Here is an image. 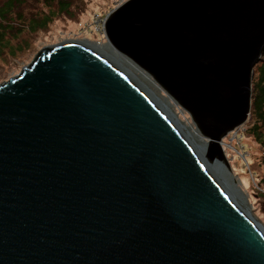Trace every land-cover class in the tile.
Segmentation results:
<instances>
[{
  "label": "water",
  "instance_id": "water-1",
  "mask_svg": "<svg viewBox=\"0 0 264 264\" xmlns=\"http://www.w3.org/2000/svg\"><path fill=\"white\" fill-rule=\"evenodd\" d=\"M106 39L231 170L222 142L251 115L264 0H129ZM0 264H264V233L137 84L58 44L0 86Z\"/></svg>",
  "mask_w": 264,
  "mask_h": 264
},
{
  "label": "rangeland",
  "instance_id": "rangeland-1",
  "mask_svg": "<svg viewBox=\"0 0 264 264\" xmlns=\"http://www.w3.org/2000/svg\"><path fill=\"white\" fill-rule=\"evenodd\" d=\"M7 1L9 0H0V6ZM49 1L25 0L22 7L8 16L9 20L15 21L16 24L14 29L5 33L6 46L0 52V86L18 76L23 68L32 65L37 54L46 47L67 43L109 45L106 37L98 34L96 30L99 29L102 21L105 19L108 21L109 15L115 9L129 0H68L71 5L69 13L60 12L56 1L51 5ZM47 14H51V23L36 32H29V29H21L18 26L20 18L28 22L32 17H42ZM261 59L255 71L264 62V57ZM255 76L254 72V78ZM163 97H167L165 92ZM173 109L178 110L177 113L184 122L194 125L186 111L174 103ZM254 122L255 120L250 116L238 134L231 132L224 138L223 147L231 167L227 172L235 182L237 188L235 189L238 192L239 188L242 189L244 193L239 192V194L243 199L246 198L245 204L251 207L253 217L264 226V156L262 146L250 132ZM209 150L206 141L205 158Z\"/></svg>",
  "mask_w": 264,
  "mask_h": 264
},
{
  "label": "bare ground",
  "instance_id": "bare-ground-1",
  "mask_svg": "<svg viewBox=\"0 0 264 264\" xmlns=\"http://www.w3.org/2000/svg\"><path fill=\"white\" fill-rule=\"evenodd\" d=\"M80 44V43H76ZM86 46L101 56L108 59L116 67H118L123 73H125L128 78H130L135 84H137L145 94L150 97L154 103L162 110L164 115H166L177 127L180 133L187 139V141L192 145V148L196 150L202 161L205 162L208 170L214 175L215 179L221 184L225 192H227L233 199L234 204H236L246 215L249 217L264 233V226L255 218L250 211L251 207L245 204L246 198H242L239 192L236 190L235 182L231 180L227 171H230L226 165V161H218L214 164L208 162L205 158L206 141L202 137L197 127L184 122L179 113L173 109L174 105L180 107L171 97H163V88L152 78L149 77L141 68L135 65L128 58L116 52V50L110 45L106 46H90L87 44H81ZM181 108V107H180ZM194 123V122H193ZM224 141L222 142V147ZM209 144V143H208ZM224 149V147H223ZM225 151V150H224ZM223 151V152H224ZM209 154V153H208ZM236 188V189H235Z\"/></svg>",
  "mask_w": 264,
  "mask_h": 264
},
{
  "label": "trees",
  "instance_id": "trees-1",
  "mask_svg": "<svg viewBox=\"0 0 264 264\" xmlns=\"http://www.w3.org/2000/svg\"><path fill=\"white\" fill-rule=\"evenodd\" d=\"M58 3L60 12L69 13L71 9L70 2L68 0H50V5L54 2ZM25 0H9L0 6V52L6 46L5 33L11 29H14L15 21L9 20L18 8L24 5ZM51 14L44 15L42 17H32L28 22L25 19L20 18L18 26L21 29H29V32H36L39 29H43L51 23ZM19 30V29H18ZM256 68V67H255ZM255 78L252 82V119L255 120L250 128L251 135L258 144L262 146L264 156V62L259 65L255 71ZM248 130V129H247ZM262 185V182L260 183Z\"/></svg>",
  "mask_w": 264,
  "mask_h": 264
},
{
  "label": "built area",
  "instance_id": "built-area-1",
  "mask_svg": "<svg viewBox=\"0 0 264 264\" xmlns=\"http://www.w3.org/2000/svg\"><path fill=\"white\" fill-rule=\"evenodd\" d=\"M106 22H107V19H105L104 21H102L101 25L99 26V29L96 30L98 34H100L101 36H105L106 37ZM243 128V126H241L240 128L236 129L234 131L235 134H238L241 129Z\"/></svg>",
  "mask_w": 264,
  "mask_h": 264
}]
</instances>
